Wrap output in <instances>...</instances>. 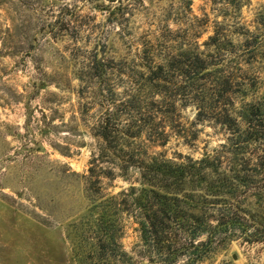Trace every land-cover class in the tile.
Returning <instances> with one entry per match:
<instances>
[{"label": "rangeland", "instance_id": "374dc122", "mask_svg": "<svg viewBox=\"0 0 264 264\" xmlns=\"http://www.w3.org/2000/svg\"><path fill=\"white\" fill-rule=\"evenodd\" d=\"M211 37L220 48L207 46ZM188 50L213 66L177 85L175 110L169 106L176 132L165 146L144 141L166 159L222 152L230 137L215 115L222 108L237 116L253 104L264 115V0H0V264H82L74 223L92 204L84 176L96 147L90 127L102 111L92 94L77 96L84 59L111 61L109 79L121 93L122 73L133 71L140 87L146 70L138 65ZM137 178L130 171L126 180H103V193L137 187ZM262 205L251 197L260 224ZM120 243L150 264L131 219ZM197 264H264V242L219 243Z\"/></svg>", "mask_w": 264, "mask_h": 264}, {"label": "trees", "instance_id": "16d2710c", "mask_svg": "<svg viewBox=\"0 0 264 264\" xmlns=\"http://www.w3.org/2000/svg\"><path fill=\"white\" fill-rule=\"evenodd\" d=\"M209 41L208 47L220 48L217 37ZM208 58L188 50L162 63L151 59L136 67L146 70L139 73L144 80L140 87L134 86L133 71L121 74L126 79H119L121 93L109 79L116 71L111 61L95 56L80 64L77 96L92 94L102 110L90 127L96 147L84 176L92 204L74 223L82 239V264H140L120 243L124 218L137 226L142 246L152 254L150 264H178L183 258L197 264L219 243L264 242V219L258 223L249 207L251 197H257L264 210V115L259 107L244 105L237 116L227 108L215 113L230 137L212 157L166 159L149 154L144 144L164 147L176 132L169 111V106L175 110L176 87L187 74L199 81L213 66ZM87 112L79 113L85 118ZM201 115L198 122L205 120ZM130 171L138 175L137 187L103 193V180H126Z\"/></svg>", "mask_w": 264, "mask_h": 264}]
</instances>
